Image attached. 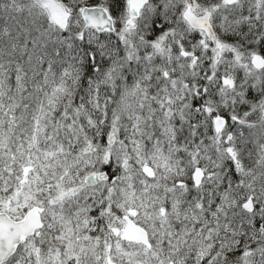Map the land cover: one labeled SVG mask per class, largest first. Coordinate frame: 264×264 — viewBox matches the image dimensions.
Wrapping results in <instances>:
<instances>
[{
	"label": "snow or ice",
	"instance_id": "6c2138e0",
	"mask_svg": "<svg viewBox=\"0 0 264 264\" xmlns=\"http://www.w3.org/2000/svg\"><path fill=\"white\" fill-rule=\"evenodd\" d=\"M0 264H264V0H0Z\"/></svg>",
	"mask_w": 264,
	"mask_h": 264
}]
</instances>
